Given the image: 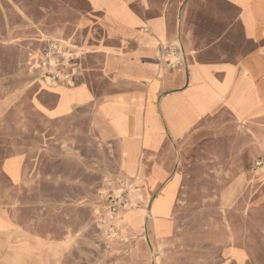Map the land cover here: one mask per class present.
I'll return each instance as SVG.
<instances>
[{
  "label": "rangeland",
  "instance_id": "rangeland-1",
  "mask_svg": "<svg viewBox=\"0 0 264 264\" xmlns=\"http://www.w3.org/2000/svg\"><path fill=\"white\" fill-rule=\"evenodd\" d=\"M23 4L9 7L2 0L0 12V166L16 157L24 168L15 199L0 179V204L11 197L16 227L0 232V250L8 253L0 264H264V168L238 161L244 143L198 128L173 142L180 177L172 182L118 177V151L100 138L89 115L50 121L33 107L38 91L58 84L45 54L59 43L26 18ZM217 25L203 27L213 33ZM66 45L69 57L72 46ZM195 57L233 56L209 50ZM109 185L129 189L123 228L114 235L100 221L106 205L100 192Z\"/></svg>",
  "mask_w": 264,
  "mask_h": 264
},
{
  "label": "crops",
  "instance_id": "crops-1",
  "mask_svg": "<svg viewBox=\"0 0 264 264\" xmlns=\"http://www.w3.org/2000/svg\"><path fill=\"white\" fill-rule=\"evenodd\" d=\"M19 1L26 18L62 46L69 43L77 58L75 84H47L33 107L50 121L89 115L118 151V177L172 182L180 177L173 142L198 128L236 136L244 143L238 161L264 168V0ZM206 23L217 30L208 33ZM209 50L233 57L196 59ZM171 51L180 55L176 67ZM23 171L16 157L0 166L12 199ZM10 213L11 197L0 204L1 234L16 231ZM7 254L0 250V261Z\"/></svg>",
  "mask_w": 264,
  "mask_h": 264
},
{
  "label": "built area",
  "instance_id": "built-area-1",
  "mask_svg": "<svg viewBox=\"0 0 264 264\" xmlns=\"http://www.w3.org/2000/svg\"><path fill=\"white\" fill-rule=\"evenodd\" d=\"M64 52L65 50L60 44H52L49 46L45 56L48 59L50 78L54 83H62L73 86L76 82L78 66L71 62L77 58L74 55L67 57V53ZM66 60H69L68 63H71L72 65L69 69L62 70L63 65H67ZM169 63L172 67H176L179 64V60H169ZM257 166H262V163L258 162ZM111 187L112 186L109 185L107 189L100 192L106 205L104 208L101 207L99 211L101 226L105 228L106 232L114 235L116 232L120 231V214L123 210L128 208L130 201L128 197L129 189H125V187L114 190Z\"/></svg>",
  "mask_w": 264,
  "mask_h": 264
},
{
  "label": "bare ground",
  "instance_id": "bare-ground-1",
  "mask_svg": "<svg viewBox=\"0 0 264 264\" xmlns=\"http://www.w3.org/2000/svg\"><path fill=\"white\" fill-rule=\"evenodd\" d=\"M167 199H168V198H167ZM167 199H166V200H167ZM163 204H164V203H163ZM173 204H174V203H173ZM154 205H155V207H156V200L152 203L151 212H152V210L154 209ZM162 206H163V205H162ZM163 207H164V206H163ZM164 208H165V207H164ZM166 209H167V208H166ZM145 212H146V211H145ZM153 212H156V210H155V211L153 210ZM160 213H161V212H160ZM165 213H166V212H165ZM163 215H164V214H163ZM152 216H153V215H152ZM164 216H165V215H164ZM154 217H155V216H154ZM139 219H140V218H139ZM153 219H154L153 221H155L156 218H153ZM159 219H160V218H159ZM144 220H145V219H144ZM157 220H158V219H156V221H157ZM165 221H166V219H165ZM156 223H157V222H156ZM156 223H155V224H156ZM165 223H167V222H165ZM143 224H144V222H143ZM163 224H164V223H163ZM163 224H162V225H163ZM165 225H166V224H165ZM153 227H154V223H153ZM163 227H164V226H163ZM141 228H142V227H141ZM154 228H156V225H155ZM154 228H153V229H154ZM156 229L158 230V234H160V229L158 228V226H157ZM156 229H155V230H156ZM163 231H164V229H163ZM164 232H165V231H164ZM12 235H13V234H12ZM7 237H8V236H7ZM8 238H9V237H8ZM35 238H36V237H34V239H35ZM20 239H21V237H20ZM36 239H37V238H36ZM15 241H16V240H15ZM21 242H22V241H21ZM22 243H23V242H22ZM63 243H64V242H63ZM12 244H13V243H12ZM17 244H18V243H17ZM33 245H34V244H33ZM37 245H38V244H37ZM39 247H40V246H39ZM42 247H43V246H42ZM61 247H62V246H61ZM61 247H60V248H61ZM22 248H23V247H22ZM62 248H63V247H62ZM39 249H40V248H39ZM56 249H57V248H56ZM58 249H59V248H58ZM150 249H151V248H150ZM12 250H13V249H12ZM47 250H48V249H47ZM60 250H61V249H60ZM26 251H27V250H26ZM56 251H57V250H56ZM42 252H43V251H42ZM59 252H60V251H59ZM40 253H41V251H40ZM50 253H51V252H50ZM15 254H16V253H15ZM38 254H39V252H38ZM42 254H43V253H42ZM44 254H45V253H44ZM59 254H60V253H59ZM61 254H62V253H61ZM19 255H20V254H19ZM9 256H10V255H9ZM13 256H14V255H13ZM13 256H12V258H13ZM29 256H30V255H29ZM34 256H35V255H34ZM50 256H51V255H50ZM50 256H49V257H50ZM49 257H48V258H49ZM52 257H53V256H52ZM10 258H11V257H10ZM29 258H30V257H29ZM55 258H56V257H55ZM59 259H60V258H59ZM9 260H10V259H9ZM48 260H49V259H48ZM48 260H47V261H48ZM10 262H11V260H10ZM12 263H14V262H12ZM15 264H17V263H15Z\"/></svg>",
  "mask_w": 264,
  "mask_h": 264
}]
</instances>
